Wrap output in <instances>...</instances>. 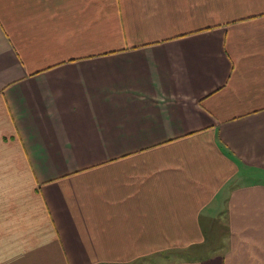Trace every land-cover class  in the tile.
<instances>
[{
	"label": "crops",
	"instance_id": "1",
	"mask_svg": "<svg viewBox=\"0 0 264 264\" xmlns=\"http://www.w3.org/2000/svg\"><path fill=\"white\" fill-rule=\"evenodd\" d=\"M0 264H264V0H0Z\"/></svg>",
	"mask_w": 264,
	"mask_h": 264
},
{
	"label": "rangeland",
	"instance_id": "2",
	"mask_svg": "<svg viewBox=\"0 0 264 264\" xmlns=\"http://www.w3.org/2000/svg\"><path fill=\"white\" fill-rule=\"evenodd\" d=\"M204 254H197V255H195V257H201V256H203Z\"/></svg>",
	"mask_w": 264,
	"mask_h": 264
}]
</instances>
